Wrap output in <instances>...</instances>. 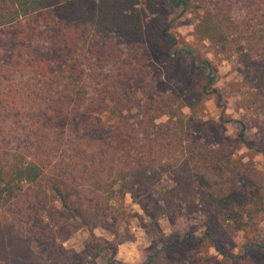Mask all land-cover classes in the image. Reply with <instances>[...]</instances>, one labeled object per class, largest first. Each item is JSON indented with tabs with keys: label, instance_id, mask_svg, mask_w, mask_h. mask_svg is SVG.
Masks as SVG:
<instances>
[{
	"label": "trees",
	"instance_id": "16d2710c",
	"mask_svg": "<svg viewBox=\"0 0 264 264\" xmlns=\"http://www.w3.org/2000/svg\"><path fill=\"white\" fill-rule=\"evenodd\" d=\"M189 14L200 40L247 67L243 109L264 134V0H0V207L25 240L67 252L42 196L91 230L119 228L130 195L155 226L181 203L206 216L200 234L167 238L176 252L163 264H264L255 260L264 255V175L234 157L240 148L264 158V146L248 140L244 118L229 117L211 61L174 34ZM157 59L166 69L187 60V78L203 81L171 79L155 95L168 77ZM254 180L259 188L243 195Z\"/></svg>",
	"mask_w": 264,
	"mask_h": 264
},
{
	"label": "rangeland",
	"instance_id": "374dc122",
	"mask_svg": "<svg viewBox=\"0 0 264 264\" xmlns=\"http://www.w3.org/2000/svg\"><path fill=\"white\" fill-rule=\"evenodd\" d=\"M165 1L155 0L158 6H161ZM194 18V15L189 14L185 19L178 21L173 30L174 34L181 45L191 46L211 61L219 75L218 86L231 98L228 109L229 117L244 118L249 125L248 140L264 146V134L256 129L243 109L242 96L246 91L247 67L233 52L225 51L215 44L200 40L194 33ZM154 66L156 71L162 69L167 74L164 76L170 78L166 77L157 84V88H153L152 91L156 92L155 95L163 92L164 85L169 84L171 79L181 77L178 83L191 88L203 81L199 78L197 80L194 76L190 80L187 78L192 70L191 63L187 60L176 62L166 69L168 64L157 59ZM150 76L153 77L154 73L145 77L144 83L150 79ZM157 78L155 77V80ZM207 110L209 117L216 121L219 110L215 108L212 101L208 103ZM237 132L238 128L230 127L228 129L232 140L236 138ZM234 157L256 164L258 170L264 175V158L256 157L240 148L235 151ZM255 182V180L252 182V187L246 188L249 194L246 192L242 194L249 196L250 190L258 189L260 185ZM163 183L166 187L172 185L168 179ZM41 198L42 206L40 208L45 220L53 225L59 224L66 230L65 235L59 237L58 242L64 240L67 252L63 255L56 254L54 247L49 246L46 240H42L39 245L25 240L13 221L0 207V264H112L109 262L112 249H106L107 246H113L116 249L115 259L120 264H143L151 258L157 259L155 264H163L170 260L176 252L175 247L166 245L170 235L178 233L185 236L188 232L200 234L205 227L206 216L199 213L195 205L182 203L178 204L180 208L178 213L159 219L155 226L128 195L125 199L124 216L121 218L119 228L114 229L97 224L89 230L77 216L66 212L54 198H45L44 196ZM110 219L113 220L112 217ZM46 245L48 250L42 251ZM99 249L103 250L102 255L93 259V254ZM255 260L257 262L264 261V255L256 256Z\"/></svg>",
	"mask_w": 264,
	"mask_h": 264
}]
</instances>
